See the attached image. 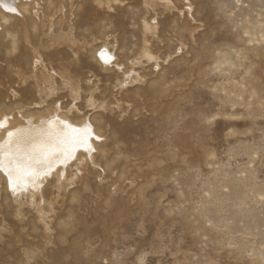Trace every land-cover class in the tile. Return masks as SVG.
I'll return each mask as SVG.
<instances>
[{"label":"rangeland","instance_id":"obj_1","mask_svg":"<svg viewBox=\"0 0 264 264\" xmlns=\"http://www.w3.org/2000/svg\"><path fill=\"white\" fill-rule=\"evenodd\" d=\"M18 1L0 144L93 146L18 198L0 168V264H264V0Z\"/></svg>","mask_w":264,"mask_h":264},{"label":"bare ground","instance_id":"obj_2","mask_svg":"<svg viewBox=\"0 0 264 264\" xmlns=\"http://www.w3.org/2000/svg\"><path fill=\"white\" fill-rule=\"evenodd\" d=\"M18 3V0H0V5L12 13L19 12ZM145 29L151 30L152 27L145 24ZM101 59L105 64L110 62L111 55L107 50L101 53ZM60 120L61 126L58 129L50 124L44 127L30 125L19 130L16 135H9L7 140L0 144V168L8 177L14 196H19L21 192L23 195L24 192H38L44 177L51 174L58 165V168H62L61 165L66 164L77 150L88 153L92 151L90 137L93 132L88 124L76 127L65 119Z\"/></svg>","mask_w":264,"mask_h":264}]
</instances>
